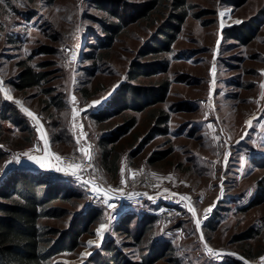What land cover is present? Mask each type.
Segmentation results:
<instances>
[{"label": "rangeland", "instance_id": "rangeland-1", "mask_svg": "<svg viewBox=\"0 0 264 264\" xmlns=\"http://www.w3.org/2000/svg\"><path fill=\"white\" fill-rule=\"evenodd\" d=\"M146 1L0 2V80L13 97L6 100L0 93V186L23 171L68 183L70 198L55 202L68 214L40 217L43 227L66 230L75 215L99 212L78 245L55 254L53 263L84 264L106 253L109 244L139 261L151 246L166 242L171 248L154 264H264V0H188L189 14L170 51L139 56L169 11L159 4L139 16ZM116 21L122 30L108 49L100 47L104 26ZM243 26L248 40L230 35ZM135 59L156 62L159 70L167 66L131 82L168 79L165 99L139 112L96 120L94 114L128 81ZM23 62L46 77L18 90L14 83ZM15 100L39 119L47 146L39 125ZM160 110L169 115L166 132L140 148ZM131 115L135 125L116 134ZM81 148H90L91 160ZM25 152L51 166L41 168ZM162 152L163 158L153 160ZM73 162L82 165L79 180L55 171L56 166L71 171ZM91 181L101 193L90 191ZM126 216L132 219L129 234L118 229ZM102 224L107 227L97 235ZM205 243L220 255L210 256Z\"/></svg>", "mask_w": 264, "mask_h": 264}, {"label": "trees", "instance_id": "trees-1", "mask_svg": "<svg viewBox=\"0 0 264 264\" xmlns=\"http://www.w3.org/2000/svg\"><path fill=\"white\" fill-rule=\"evenodd\" d=\"M159 4H166L169 9L166 20L153 39L140 49L139 56L170 51L171 44L189 14L188 0H149L140 6L142 8L139 10V16H143ZM241 28L238 35L231 32L230 35L239 37L240 34L248 40L251 36L248 26ZM121 30L120 21L105 25L104 38L100 40L99 46L108 49ZM20 64L21 70L14 83L18 90L37 86L46 77L44 72L34 70L26 62ZM166 68L167 66L164 65L160 70ZM160 70L156 62L154 64L149 61L132 60L126 72L128 81L119 85L106 104L94 114L96 120L102 121L123 111L139 112L163 101L171 83L168 79L149 85L131 83L132 80L151 76ZM159 112L150 132L141 141L140 148L155 134L166 132L165 125L169 115L163 110ZM135 122L136 117L129 116L117 126L116 134L133 127ZM164 156L165 152H162L153 156V160ZM72 193L73 190L68 183L58 180L49 182L39 175L30 176L24 171L13 173L6 183L0 186V264H66L53 263L50 259L59 252L74 249L79 243L80 233L87 231L89 222L99 212L92 209L86 214L75 215L66 230L40 226L38 219L40 217H61L68 214L66 207L57 205L55 202L69 199ZM131 220L129 216L121 219L118 229L129 234ZM169 248L171 246L168 243L157 242L150 247L149 252L141 256L139 261H131L121 251L113 248L112 244H109L105 249L106 253L98 252L84 264H154Z\"/></svg>", "mask_w": 264, "mask_h": 264}, {"label": "snow or ice", "instance_id": "snow-or-ice-1", "mask_svg": "<svg viewBox=\"0 0 264 264\" xmlns=\"http://www.w3.org/2000/svg\"><path fill=\"white\" fill-rule=\"evenodd\" d=\"M0 2H3V0H0ZM220 15H221V16H224V13H221ZM235 23H241V21L237 20V21H235ZM221 26H223V23H222ZM217 45H219V41H217ZM73 59H75V56H74V55H73ZM214 72H215V65H213V74H214ZM262 74H264V73H262ZM2 84H3V81L0 80V93L3 94V96H4V98H5L6 100H13V97L10 95V92H9L7 89L3 88V87H2ZM261 87L264 88V84H262ZM75 100H76V97L73 96V97H72V101L75 102ZM14 102H15L17 105H19V106L21 107L22 111H24L29 117H31V118L36 122L37 125H39V127L37 128V131L41 133V135H40V139L43 140L44 143H45V146H47L48 141H47L46 135H45V133H44L43 126L40 125L39 119H38V118H37V117H36L31 111H29L27 108H24V107H23V104H22V102H21L20 100H15ZM100 102H101V101H96V102H94V104H98V103H100ZM73 115H74V117H75V115H76L75 109L73 110ZM248 124H249V126H251V125H252V121H251V120L248 121ZM78 143H79V141H78ZM80 151H81L85 156H87V158H88L89 160L92 159V155H91L90 148H81ZM23 155H24L25 157H27L28 160H30V161H32V162L38 164L41 168H45V167H50V166H51V165L46 164L42 159L29 155L27 152L23 153ZM50 155H51V154H50ZM55 159H56V161H58V162L61 161V157H59V156H55ZM13 160H14L16 163H20V158H19V156H14V157H13ZM69 168H71V171H68V170H67L66 168H64V167L56 166V167H55V171H57V172H63L65 175H72V176L76 177V178L79 180L80 177L78 176L77 171L80 170V169H82V165L75 164V163L73 162V164L69 165ZM122 171H123V169H122ZM122 182H123V181H122ZM84 183H85V184H88L89 182H88V181H84ZM91 183H92L93 187H91L90 191H92L93 193H96V194H99V193L102 192V188H101L100 186L95 185V181H91ZM105 195H106V193H105ZM181 200L189 201L190 198L187 197V196H182V197H181ZM108 206H109L110 208H115V207H116L115 204H109ZM186 207H187L188 210L192 213L193 217H195V216H196V210H195V208L192 207L190 203L186 204ZM206 211L210 213V212L212 211V208L210 207V208L207 209ZM205 218H207V217L205 216ZM195 223H196V227H197V229H199L200 224H201V221H200L199 219H197V220L195 221ZM106 227H107V225L102 224V225L100 226V229H98V231H97V235H100V234L106 229ZM203 239H204V237L201 236V240H203ZM88 244H89V246H91L92 241H89ZM204 248H205V250L207 251V253H208L210 256L215 257V256H219V255H220L219 253L215 252L211 247H209V245H208L207 243L204 244ZM226 255L234 256V255H236V254H235V253H227ZM239 258H240L241 260H244L243 257H239ZM261 259L264 260V257H262ZM244 264H247V261H244Z\"/></svg>", "mask_w": 264, "mask_h": 264}, {"label": "built area", "instance_id": "built-area-1", "mask_svg": "<svg viewBox=\"0 0 264 264\" xmlns=\"http://www.w3.org/2000/svg\"><path fill=\"white\" fill-rule=\"evenodd\" d=\"M73 55L75 56V53H72V57H73Z\"/></svg>", "mask_w": 264, "mask_h": 264}]
</instances>
